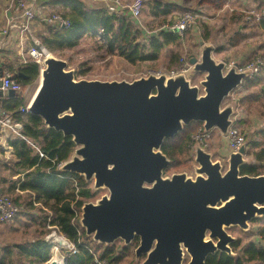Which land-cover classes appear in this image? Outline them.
<instances>
[{"label": "water", "instance_id": "water-1", "mask_svg": "<svg viewBox=\"0 0 264 264\" xmlns=\"http://www.w3.org/2000/svg\"><path fill=\"white\" fill-rule=\"evenodd\" d=\"M199 45L200 57L190 60L193 73L204 76L198 85L186 74L132 82L79 80L67 61L50 53L29 104L30 114L76 146L59 171L93 182V193L108 190L81 209L87 238L106 247L122 241L124 248L138 239L141 264H207L218 254L235 257L238 238L230 230L249 231L264 219V175L242 174L254 165L247 158L248 143L220 160L195 143L194 176H165L172 161L164 144L194 124L227 138L237 115L236 105L227 102L252 77L250 70L239 72L238 65L228 68L216 60L212 44L200 40Z\"/></svg>", "mask_w": 264, "mask_h": 264}, {"label": "trees", "instance_id": "trees-1", "mask_svg": "<svg viewBox=\"0 0 264 264\" xmlns=\"http://www.w3.org/2000/svg\"><path fill=\"white\" fill-rule=\"evenodd\" d=\"M65 2L70 3L67 6L68 9L57 12H63L62 15L71 22L70 28L47 26L48 33L41 36L42 44L51 53L75 47L84 37L100 33L101 41L104 42L109 53L118 55L134 65L157 62L164 51L173 46H180L181 36L159 31L164 26L175 23L173 14L181 12H184L183 15L200 14L196 7H183L163 0H144L142 15L147 7L148 18L162 19L161 27L154 31L157 33L148 35L131 19H117L105 10L92 9L88 7L85 0H66ZM261 10H264V6L256 9V11ZM171 15L173 19L167 22ZM245 19V26L264 29V22L258 21L255 17L250 15ZM232 22L236 23L237 20L232 18ZM200 28V38L206 43L210 42L212 34L208 22L200 21ZM238 36L243 35L238 33ZM192 37L195 38V36ZM184 62L185 59L182 58L181 53L176 52L171 57L169 68L177 69ZM8 73H15L16 80L23 89H26L38 81L40 67L35 63L19 64L16 67L11 66ZM19 73H23L27 78H20ZM85 74L86 72L83 71L78 73L77 77ZM263 76L264 67L245 82L243 89L246 95L235 102L242 110L240 119L235 123L238 129L244 124L242 115H244L243 109L245 110L247 106L245 103L257 97L255 92L258 89L264 94ZM26 105L23 94L15 97L6 96L0 105V113H6L13 121L21 122L23 125L21 136L13 137L9 141L15 160L0 162V168L6 171L5 173L8 172L6 177L0 174V186L8 185L7 189H0V193L13 196L12 199L20 209L18 217L30 219L27 226L31 228V225H35L33 231L35 236L33 240L23 243L11 245L0 243V264H47L53 247L46 239L51 232L47 229L49 226L63 234L76 247V253L67 252V264H98L93 254L106 264H127L130 259L134 262L135 254L132 246L129 248L106 247L87 238L80 225V218L84 204L94 198L90 184L77 174L59 171L60 165L70 160L76 146L71 138L49 130L41 118L30 113L22 114L21 110ZM256 108L262 109L264 114L262 102ZM201 129L202 125L194 124L175 139L164 144L163 153L172 160L171 168L179 166L183 161H193L192 151L195 144L193 137ZM242 134L245 136L243 132ZM254 136L255 139L251 140L250 148H248V155L254 159V165L244 167L243 175H264V129L256 132ZM245 137L248 138V135ZM208 149L210 150V145ZM41 154H44L46 158H42ZM15 177L18 178L15 180ZM4 229L0 227V236H4ZM258 236L264 238V224ZM232 248L237 256L218 254L210 257L207 264H264L263 244L249 243L243 246L242 241L238 239Z\"/></svg>", "mask_w": 264, "mask_h": 264}, {"label": "rangeland", "instance_id": "rangeland-1", "mask_svg": "<svg viewBox=\"0 0 264 264\" xmlns=\"http://www.w3.org/2000/svg\"><path fill=\"white\" fill-rule=\"evenodd\" d=\"M148 1V0H145ZM169 1V0H163ZM172 2H180L179 0H171ZM190 3H187V7H195L197 5L198 0H190ZM88 7L90 6V1L85 0ZM231 7L236 6L232 2H226ZM224 4V6L226 5ZM197 7V6H196ZM146 12L148 11L147 7ZM64 9H62L63 11ZM57 12V11H56ZM146 12L141 17V21L145 30H147V34L151 35L155 30L161 27L162 19H153L148 18ZM228 12V13H227ZM230 9L226 7V9L222 10V12L216 11L214 8L207 11V15L200 16V21L205 20L208 22L212 37L210 44L214 47H221L220 52H216L215 56L218 60H223L228 65L238 64L239 66H250L253 62H256L257 59L263 58L264 56H254L251 53L253 49H256L260 45H264V36L255 35L257 28L252 29H243L245 26V20L242 18H237L235 14H230ZM63 14V12H57ZM184 12L173 14L174 19L180 20L184 15ZM187 14V13H186ZM248 16V15H247ZM250 16V14H249ZM234 18L237 22L232 23V19ZM168 21L172 18V15L168 17ZM198 20L197 24L191 30L184 33L182 38V42L180 46H173L163 52L161 58L157 62H149V63H138L136 65L129 63L124 58L111 54L107 51V48L104 45V42L101 41L99 37L86 36L79 42V44L75 47L65 48L63 50H58L55 53H52L55 57L59 59H63L68 62L69 69L75 70L76 74L81 72H86L85 75L80 76L79 80H100V81H129L132 82L136 79L142 77H148L150 75H167L171 76L174 72H178L182 66L177 69H170V60L173 54L176 52L181 53L182 58L185 59L184 70L186 72H181L186 74V76L192 80L193 84L198 85L199 82L203 79V75L193 73V67L190 64V60L192 58L200 57V46L199 40L201 35L200 21ZM240 20V21H238ZM145 22V24H144ZM149 24V25H148ZM142 29V28H141ZM255 31V32H254ZM251 32L249 38L238 40L239 45L237 47H231L227 44V40L232 39L233 37H238V33ZM247 34V33H246ZM192 36H195L192 37ZM182 71V70H181ZM40 86V78L36 83L31 87L33 92H37ZM241 114L242 110H238ZM244 112V124H242L239 128L240 132L244 133L245 136L249 135L247 130H251L253 132L260 131L261 128H264V114L263 110H243ZM241 116V115H240ZM255 119L253 123L250 121V118ZM252 120V119H251ZM258 128V129H257ZM262 130V129H261ZM251 133V132H249ZM196 135V134H195ZM247 139L248 146L250 148V140L249 136ZM209 144V143H208ZM249 159V158H248ZM253 158L250 157V160ZM253 161V160H252ZM226 163V162H225ZM194 166L195 161L193 157V161H183L179 166L175 168H170L165 174V176H172L173 174L178 173H187L189 176H194ZM94 183L90 184L91 189L93 188ZM94 198L89 203H96L100 198L108 193L106 189L94 190ZM7 195V194H6ZM12 199V195H7ZM13 200V199H12ZM14 201V200H13ZM18 206V205H17ZM19 207V206H18ZM30 219L24 218L23 216L18 217L13 223L2 224L5 228L4 236H0V243L5 244H14V243H23L27 240H33L32 238L35 236L33 231L35 229V225H31V228H28V222ZM31 224V223H30ZM264 224V219H259L254 221L251 224V228L249 231H244L239 227L232 228L230 233L234 235L236 238L242 241L243 246H247L249 243L260 244L261 236L260 228ZM51 232L46 236V239L49 236H64L59 233L52 227H48ZM65 237V236H64ZM51 240V239H50ZM91 240V239H90ZM67 241V240H66ZM55 247L53 241H50ZM70 247H63L60 251L56 252L52 247L50 253V261L47 264H51L53 261L62 260L63 262L67 259V252L73 251L75 249L74 245L69 241ZM113 246L116 248H123L124 242L118 241ZM55 258V260H54ZM143 260L137 262V260L130 259L128 263L131 264H141ZM127 263V264H128ZM257 264V263H252Z\"/></svg>", "mask_w": 264, "mask_h": 264}, {"label": "built area", "instance_id": "built-area-1", "mask_svg": "<svg viewBox=\"0 0 264 264\" xmlns=\"http://www.w3.org/2000/svg\"><path fill=\"white\" fill-rule=\"evenodd\" d=\"M38 0H17V10L20 13V17L23 22L19 25V28L23 33L27 35L29 40V46L26 54H23L22 64H31L35 63L38 64L40 67V76L42 71L44 70V62L46 57L51 53L43 44L42 42L34 37L31 32V25L35 22L39 21L43 25L52 26L54 28H70L71 22L64 17L62 14L53 13L51 15H45L42 10H36V4ZM90 1V8L97 9V10H105L108 14L116 17L117 19L121 18H129L133 22H135L140 28L144 31L145 28L143 27L141 17L144 9V0H89ZM251 16L255 17L258 21L264 22V10L262 11H253ZM200 16L195 14L187 13L185 14L180 20L175 21L173 25H166L159 31H167L174 34H178L179 36L183 37L184 33L194 28L197 24ZM18 25L15 23L9 26L10 28H15ZM158 31V32H159ZM8 30L1 31L0 30V41L8 35ZM157 33V32H154ZM185 63V62H184ZM182 65L178 72H173L171 76H176L179 74H184L181 72L183 71L184 64ZM236 64L228 65V68L234 66ZM264 67V60L263 58L257 59L256 62H253L250 66L240 67L238 66L239 72H244L247 70L252 71V76L258 74L261 68ZM182 70V71H181ZM0 81L2 82L1 90L5 93L10 91L16 92L19 94H24L25 89H23L22 85L16 80V75L14 73H5L2 77H0ZM30 104V103H29ZM29 104H27L24 108H22V114L26 115L29 113ZM237 107V115L234 118L235 123L240 119V112L238 105ZM23 130V125L21 122L13 121L10 116L6 113H0V136L3 141L5 149L12 150V147L9 144V141L13 137L21 136ZM211 139V133H205L203 128L193 137L194 143H200L203 147L208 148L209 144L208 141ZM228 147L230 153L238 152L244 144L247 143L246 137L240 132V130L235 127V125L230 129L229 134L227 136ZM42 158H46L44 154H41ZM62 165H60L61 167ZM59 167V168H60ZM20 209L16 205V203L9 198L5 194H0V222L2 224H9L13 223L19 216ZM56 236H49L47 241H53L57 251L63 249V247H58L55 241ZM62 238L64 244L66 242L67 247H70L69 240L66 237L57 236ZM51 239V240H50ZM260 244L264 245V238H260ZM67 240V241H66ZM51 243V242H50ZM52 244V243H51ZM53 245V244H52ZM75 247V246H74ZM74 253L77 252L76 247L73 250ZM94 253V252H92ZM95 260L98 264H106L104 261H101L99 257L93 254Z\"/></svg>", "mask_w": 264, "mask_h": 264}, {"label": "crops", "instance_id": "crops-1", "mask_svg": "<svg viewBox=\"0 0 264 264\" xmlns=\"http://www.w3.org/2000/svg\"><path fill=\"white\" fill-rule=\"evenodd\" d=\"M60 1V2H59ZM66 0H38L36 4V10L40 11L42 10L45 15H51L53 12L56 11H62V9L67 10V6L70 3L65 2ZM180 2H172L169 0L166 3L170 4H176L179 6L187 7V3H190V0H179ZM226 2H232L233 4H236V6L231 7L229 4H226ZM224 4H226L224 6ZM197 6V7H196ZM261 6H264V0H198L197 5L195 4L196 9L199 11L200 16L207 15V11L214 8L218 12H222V10L229 8L231 12L230 14L237 15V18H242V20L245 19V17H249V14L256 9L260 8ZM228 13V12H227ZM248 15V16H247ZM203 20V19H202ZM232 20V19H230ZM200 21V20H199ZM205 21V20H203ZM240 21V20H238ZM23 22V20L20 17V13L17 10V0H0V30L5 31L8 30V35H5L3 39L0 41V77H2L5 73L8 72V69L11 66H18L19 64H22V57L23 54H26L29 46V40L27 38V35L21 31L19 28V25ZM15 23V25H18L15 28H10L11 24ZM234 23V22H232ZM250 24V23H249ZM144 27V26H143ZM254 29L256 27L250 26V27H244L245 30L247 29ZM255 31L257 36H264V29L263 28H257ZM254 31V32H255ZM31 32L34 37L39 39L41 41L42 37L48 33V29L46 25H43L41 22L37 21L34 24L31 25ZM247 33V34H246ZM241 35L247 36L246 38H249L251 35V32H245ZM93 37H99L102 38V34H91ZM243 36L234 37L232 39L227 40V44H229L231 47H237L239 45L238 40L241 41ZM200 41V40H199ZM206 43V42H205ZM210 44V42L206 43ZM200 46V45H199ZM216 48V47H215ZM221 47H217L216 51L214 53V58L216 60L217 57L215 56L216 52H220ZM219 49V50H218ZM201 51V47H200ZM254 56H264V45L258 46L256 49L251 50ZM223 61V60H218ZM238 65V64H236ZM239 66V65H238ZM15 74V73H14ZM40 78V77H39ZM264 78V76H263ZM33 85L27 87L25 89V93L23 94V98L25 99L26 104L31 103L35 96V92H33V89L31 88ZM244 87V86H243ZM242 88H240L233 97L228 101L227 103H234L236 105V101L238 98H241L246 95V91ZM255 94L257 95L254 100H250L249 102L245 103L247 104L245 110H262L257 109L256 106L260 104L261 102L264 104V94L260 93V89H258ZM9 96L8 93L3 92L0 89V105L2 104L3 100H5V97ZM239 110H241L239 108ZM244 110V109H243ZM244 120V116L242 118ZM252 119V120H251ZM251 123L255 121V119L250 118ZM258 129V128H257ZM262 130L264 128H261ZM260 129V130H261ZM251 132V133H249ZM247 133L249 134V140L251 142L252 139H255V132L252 133L251 130H247ZM210 145V152L214 155V160H220L227 157L230 153L229 147H228V141L226 138H224L221 133L218 130H215L211 132V139L208 141ZM248 143V142H247ZM251 156H247V158L250 159ZM252 158V157H251ZM15 160L13 155V148L5 149L3 141L0 136V162H10ZM254 161V159H252ZM252 161V162H253ZM3 171L2 168H0V174L3 177H6L8 175V172ZM18 177H15L16 180ZM7 189L8 185H5V187L0 186V189ZM4 189V190H5ZM0 194H7V193H0ZM8 195V194H7ZM0 227H3V225L0 222Z\"/></svg>", "mask_w": 264, "mask_h": 264}, {"label": "bare ground", "instance_id": "bare-ground-1", "mask_svg": "<svg viewBox=\"0 0 264 264\" xmlns=\"http://www.w3.org/2000/svg\"><path fill=\"white\" fill-rule=\"evenodd\" d=\"M55 241H56V245H57L59 248H60V247H67L66 242H65V244H64L62 238L56 236V237H55ZM55 251L58 252L56 249H55ZM54 260H55V258H54ZM56 262H58V264H63V261H62V260H56Z\"/></svg>", "mask_w": 264, "mask_h": 264}, {"label": "flooded vegetation", "instance_id": "flooded-vegetation-1", "mask_svg": "<svg viewBox=\"0 0 264 264\" xmlns=\"http://www.w3.org/2000/svg\"><path fill=\"white\" fill-rule=\"evenodd\" d=\"M172 161V160H171ZM172 165H173V163H172ZM171 165V166H172ZM171 168V167H170ZM169 168V169H170ZM168 169V170H169ZM168 170L166 171V174H167V172H168ZM139 240L138 239H135L133 242H132V244L131 245H129L128 247H126V248H129V247H133V251H134V254H135V252H136V249L138 248V246H139ZM233 246V245H232ZM124 248V247H123ZM236 254V253H235ZM237 256V255H236ZM135 260H136V255H135Z\"/></svg>", "mask_w": 264, "mask_h": 264}]
</instances>
